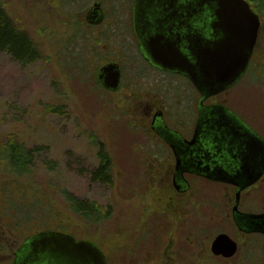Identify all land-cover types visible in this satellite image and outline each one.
<instances>
[{
    "label": "rangeland",
    "instance_id": "obj_1",
    "mask_svg": "<svg viewBox=\"0 0 264 264\" xmlns=\"http://www.w3.org/2000/svg\"><path fill=\"white\" fill-rule=\"evenodd\" d=\"M102 1L108 18L103 25L91 26L86 14L96 0H0L43 54L39 61L23 65L0 51V156L2 147L12 139L26 148L39 149L32 171L25 176L6 173L0 158V208L7 198L8 206L21 219L16 228L23 225L24 230L28 222L32 230L57 227L99 244L108 260L118 264H243L242 253L224 260L211 252L218 233H228L242 243L245 239L230 221L215 222L211 228L207 183L195 184L192 199L198 209L187 195H174L172 185L168 191L165 183L171 174L158 175L157 162L151 165L150 159L141 160L145 148L151 146L150 150L156 144L141 135L143 131L139 134L146 122L142 108L137 114L136 101L130 103L121 93L104 92L96 83V67L103 60L95 44L99 34L113 40L111 54L124 64L122 55H131L134 39L126 26V3ZM255 3L252 5L258 6ZM257 9L264 23V9ZM132 55L136 57L134 48ZM135 64L126 69L128 84L132 72L142 73L141 63L137 60ZM101 148L114 161L110 183L94 178ZM154 181L164 185L154 183L149 189ZM65 193L97 203L106 218L97 223L84 219L72 209ZM184 202L188 205H182L178 214L175 208ZM7 209L6 205L5 214ZM7 220L11 222L10 216ZM3 225L0 218V237L7 236L4 246L12 252L13 244L21 243L20 231L11 234ZM4 252H0L3 258L10 253Z\"/></svg>",
    "mask_w": 264,
    "mask_h": 264
},
{
    "label": "flooded vegetation",
    "instance_id": "obj_2",
    "mask_svg": "<svg viewBox=\"0 0 264 264\" xmlns=\"http://www.w3.org/2000/svg\"><path fill=\"white\" fill-rule=\"evenodd\" d=\"M246 1L259 16L261 24L248 65L232 82L229 73L224 74V79H219L213 70L210 75L217 80H210V68L205 69L200 59L203 50L212 52L213 48H221L224 56L227 54L225 50H234L226 43L230 41V35L214 28L216 7L207 0H123L121 3H126L124 7L128 13L126 26L134 36L133 41L131 37V55L121 54L125 64L115 60V54H111L113 40L99 34L95 44L103 60L96 67L95 80L104 92L121 93L131 100L130 103L136 101L135 105L133 103L136 109H133L137 114L141 113L137 109L142 108L146 122L139 134L143 131L141 135L156 141V144L150 150L151 146L148 150L145 148L147 159L142 157L141 160L148 162L150 159L151 165L157 162L158 166H154L156 174H171L165 188L171 190L172 185L174 195H187L194 209H198L192 199L195 184L206 182L211 195L206 193V205L209 213L213 212L209 225L230 221L238 236L245 239L242 243L228 233H218L234 240L238 250L232 257L217 256L212 252L211 243L213 256L225 260L242 253L243 264H261L264 260V23L259 10L250 0ZM95 6L98 13L94 16L91 10ZM107 18L102 0H96L86 14V21L91 26L103 25ZM220 42L223 45L219 48ZM133 48L136 57L132 55ZM166 50L174 53L173 67L164 66L156 54ZM114 51L118 53V50ZM98 52L94 50V53ZM137 60L143 68L142 73L135 75L132 72L133 77L128 84L126 69L134 68ZM182 64L189 70L180 68ZM233 68H238V64ZM204 73L208 85L204 84ZM116 74H119L118 86L114 89L111 87ZM195 79H200V86L196 85ZM108 155L113 173L114 161ZM154 183L164 185L154 181L149 184V189ZM2 201L0 218L3 227L11 234L20 231L21 243L13 244L12 253L9 246H4L8 242L7 236L1 234L0 245L3 247H0V252L8 250L10 253L4 258L0 255V264H56L50 261L52 258L46 246L48 239L44 241V235L63 239L72 236L83 241L57 227L32 230L28 222L24 230L23 225L18 229L15 225L20 217L12 212L7 198L6 203L5 198ZM6 205L8 214L4 213ZM182 205L188 203L175 208L178 214L183 209ZM155 212L163 215L161 211ZM9 216L11 222L7 220ZM33 240L37 242L31 243ZM95 244L105 254L107 264H118L110 262L104 249ZM174 247L176 249V243ZM177 254L179 259L180 254Z\"/></svg>",
    "mask_w": 264,
    "mask_h": 264
},
{
    "label": "water",
    "instance_id": "obj_3",
    "mask_svg": "<svg viewBox=\"0 0 264 264\" xmlns=\"http://www.w3.org/2000/svg\"><path fill=\"white\" fill-rule=\"evenodd\" d=\"M207 2L214 4L216 7L214 15L217 21L214 24V28L219 29L221 33L225 31L224 34L230 35V41L226 43H228L230 48H234V50H230V52L225 50L227 54L224 56L223 49L220 48L223 42H220L217 45L220 50H213L214 48L211 49L212 52L203 50V53L200 54V59L201 62L203 61L205 69L206 67L210 68L208 73L210 80H217L210 75L211 70H213L219 79H224V74L229 73V77H231L230 81L232 82L236 75L244 72L248 65L258 37L261 24L260 19L246 0H207ZM91 11L92 14L94 13V16L98 13L96 6ZM156 54L164 66L170 65V67H173L174 53L166 50L165 52L160 51ZM235 64H238V68H233ZM179 66L185 69L183 64ZM186 69L189 70L187 67ZM204 74V84L208 85L206 73ZM117 76L119 74H116L114 82H112L113 85L112 87L110 86L111 88L117 89ZM198 80L200 81V79ZM199 81L195 79L198 86H200ZM44 236L46 237L44 241L48 239V245L46 246L48 247V254L52 258L51 262L56 264H107L105 254L93 242L77 241L72 236L68 237L65 235L64 239L61 237L56 238L52 236L53 238H51V236ZM35 242L37 241H31V243ZM237 250V243L226 234L218 235L212 242V252L217 256L232 257L236 254Z\"/></svg>",
    "mask_w": 264,
    "mask_h": 264
},
{
    "label": "trees",
    "instance_id": "obj_4",
    "mask_svg": "<svg viewBox=\"0 0 264 264\" xmlns=\"http://www.w3.org/2000/svg\"><path fill=\"white\" fill-rule=\"evenodd\" d=\"M253 3L257 2L258 6L264 9V0H250ZM256 4V3H255ZM255 8L258 6L253 5ZM0 51H5L10 54L16 61L23 65H30L39 61L42 57L36 41L23 28L18 26L13 18L0 5ZM2 162L6 164V173L16 176H25L32 171L35 163V158L39 149L26 148L19 144L15 139L8 140L1 149ZM103 151L100 154L101 163L94 173L96 180H101L104 183L112 182V171L110 167L109 155ZM50 169H55L53 162L47 161ZM67 200L70 202L72 209L83 217L94 223L106 218L102 208L97 203H87L74 197L72 194L65 193ZM43 209V208H42ZM47 209V208H45Z\"/></svg>",
    "mask_w": 264,
    "mask_h": 264
}]
</instances>
